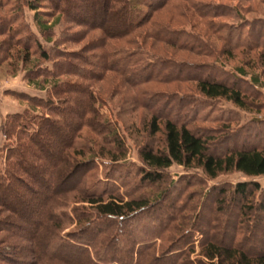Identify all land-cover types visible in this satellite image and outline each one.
Wrapping results in <instances>:
<instances>
[{
	"label": "rangeland",
	"instance_id": "1",
	"mask_svg": "<svg viewBox=\"0 0 264 264\" xmlns=\"http://www.w3.org/2000/svg\"><path fill=\"white\" fill-rule=\"evenodd\" d=\"M26 1L29 0H0V126L9 123L8 115L19 114L26 109L29 115L43 113L41 108L31 109L28 106L25 94L43 99L51 97L53 100L71 96L75 103L64 105V122L60 124V129L57 132L49 129L50 135L56 132V138L52 139L51 144L45 141V149L56 152L61 141H66L67 132L72 130L71 125L80 120L84 122L75 127L77 130L73 135L76 149H82L84 154L76 159L83 160L92 155L93 163L89 170H82L85 171L83 174L77 167L71 170L72 176L68 183H75L69 187L82 191V184H78L80 179L91 185L100 180L105 183L108 193L124 200L127 197H142L149 208L125 220L104 219L93 213L90 204L75 201L70 193L65 196L68 199L66 210L71 218L70 222L64 220L53 228L46 223L45 226L51 229L45 231L44 226L37 236L36 250L38 248L44 253L50 232L60 235L61 244L50 242L47 248L55 253V261H34L33 246L31 248L28 242L16 238L1 246L3 255L13 261H27L31 264H216L199 254L201 241L238 245L239 249L248 254L260 250L261 243L264 244V217L256 209H251L245 216L241 215L232 186L236 182L252 179L264 187V176L248 178L240 172L230 171L213 179H206L199 169H184L172 164L165 169L164 178L160 182L139 184L138 167L143 164L137 156V150L142 144H150L153 148L163 145L161 121L159 132L152 135L148 133V120L154 110L170 118L185 119L190 127L208 129L214 136L225 132H217L221 129L239 130L240 134L231 139V142L237 144L243 141L245 135L250 143H263L264 135L261 133L264 126L263 129L248 131V134L241 132L239 128L247 126L251 118L264 119V91L259 90L255 96L248 94V100L255 105L242 110L222 98L204 99L195 93L192 81H148L133 85L126 79V74L101 72L97 67L93 69L94 75L89 79L75 74L52 76L47 71L51 68L50 61L39 60L34 53V39L48 50L50 56L54 57L56 52L63 54V57L58 58L59 61L64 62L66 59L75 64L83 63L77 57L89 55L91 46L95 45L100 35L92 24L96 23L115 32L121 30L123 23L119 15L110 12L102 15L93 1L73 0V4L67 6L68 10L66 8L64 11L76 18V23L70 22V16L67 17L65 12H60L53 5L56 2L63 9L65 5L59 0H37L35 10L29 9L25 5ZM210 1L215 3L217 0ZM219 1L227 9L235 11L225 17L215 18L216 22L236 25L243 21L264 19V0ZM34 13H37L36 18H33ZM206 21L208 20L197 15L187 1L168 0L151 14L148 23L126 37L108 39L106 45L125 50L131 49L126 44L131 38H135L138 46L143 40L146 44L142 45V50L161 59L193 64L214 62V67L218 69L217 78L226 82H231L229 77L240 81L237 67L246 73L243 76L245 81H248L251 74L260 73L261 61L264 60V50L261 47L253 50L231 48L213 33ZM158 23L172 24L173 27L184 26L191 30L202 39L206 45L205 50L212 52L211 55H196L194 52L157 42L149 48L151 40H145L143 32ZM23 43L32 47L28 49L26 63L22 58ZM187 71L189 70L183 72ZM206 73L212 74L209 70ZM55 82H67L76 86L57 96L52 87ZM240 85L244 86L243 82ZM83 86H87L88 90L83 89ZM86 91H91L94 99L88 104ZM153 94L157 95L150 97ZM149 97L151 100H148ZM178 102L189 104L181 108L176 106ZM92 123H104L106 127L103 125L105 128L101 132H97L98 129L94 132L88 127ZM111 130L122 140L125 149L122 158L115 162L109 158L110 151L118 152ZM8 145H15V136L9 135L7 138L0 131V168L3 167ZM87 149L93 153L90 154ZM68 152L71 153L72 148ZM31 153L36 155L35 160L42 156V151L37 147H33ZM45 157L51 163V158ZM24 159L33 161L34 157L29 154ZM71 165L72 162L63 165V168L70 169ZM32 173L34 183L41 189L39 195H32V201L26 203H21L17 197L14 204L20 211L19 222L29 232L35 223V213H45V209L40 206L45 193L42 178L44 170L42 173ZM56 177L59 178V174H54V178ZM101 186L99 183L95 189ZM54 199L58 201L63 198L54 196ZM6 215L8 213L5 211L0 213V217H7ZM1 263L7 264L5 261Z\"/></svg>",
	"mask_w": 264,
	"mask_h": 264
},
{
	"label": "trees",
	"instance_id": "2",
	"mask_svg": "<svg viewBox=\"0 0 264 264\" xmlns=\"http://www.w3.org/2000/svg\"><path fill=\"white\" fill-rule=\"evenodd\" d=\"M59 1L65 5L63 9L56 2L53 5L57 9H60L59 11L62 13L65 12L66 8L68 10L67 6H70L74 2L73 0ZM83 1H93L98 5L99 12L102 15H106L109 12L110 14L119 15L121 23H123L121 25L122 28L121 30L111 32L110 29H104L96 23L92 24L95 29L99 30L100 35H98L95 45L91 46V53L89 55L77 57L83 63L76 64L66 59L64 62L59 61L58 58L63 57V54L56 52V55L52 57L49 55L48 50L35 39L31 40L34 43L33 50L36 53L37 59L50 61L51 68L47 69V71L52 76L75 74L89 79L93 77V69L97 67L101 72L112 71L116 74H126V79H129H127L129 83H134L133 85L148 81H192L195 93L204 99L222 98L242 110H248L255 105H253L252 101L248 100V94L255 96L259 90L264 91V60L261 61L260 73L251 74L248 81L243 79V76L246 74L244 70L237 67L236 72L239 75L240 81H234L229 77L231 82H226L217 78L218 69L214 67V62L211 64H193L174 62L166 58L161 59L155 57L152 53L142 50V45L146 44V41L143 40L140 46L136 44L135 38L128 40L126 44L130 45L131 49L117 50L107 47L106 41L108 39L126 37L135 29L148 23L151 14L161 8L168 0ZM183 1H187L199 17L208 20L206 21L207 26L209 25L208 27L213 30V33L231 48L243 47L253 50L261 47L264 50V19L243 21L236 25L227 24L223 21L216 22L214 21L215 18L225 17L228 13H232L235 10L227 9L219 0L215 3L210 0ZM37 4V0H29L25 3L31 10H35ZM16 12L17 10H15ZM64 14L67 17L70 16V18L68 17L70 22H77L74 20L76 18L72 15L66 12ZM234 14L236 15V13ZM36 15L37 13H34L33 18H36ZM181 16H183L182 13ZM37 20L40 22V19ZM143 33L145 40H151L149 48L153 43L157 42L170 45L173 48L183 49L187 52H194L196 55L204 54L209 57L212 53L205 50L206 45L198 35L184 26L173 27L172 24L165 25L164 23H158L154 26H149ZM21 46L22 58L24 59V63H26L29 55L28 49L31 46L26 43H23ZM148 51L150 52L151 50L148 49ZM186 69L189 71L183 72ZM41 70L44 69L42 68ZM208 70L211 71V75L206 73ZM240 82H243L244 86L240 85ZM77 85L82 87L79 84ZM74 86L76 85H70L67 82H55L52 85L54 94L57 96L59 93L68 92L67 89ZM84 88L88 90L87 86H83ZM86 92V104L93 102L94 99L91 91ZM156 95L153 94L150 97H155ZM25 96L24 99L31 109L41 108L43 113L41 115H29L26 109L22 113L8 115L9 123L0 126V131L3 132L4 136H7V138H9V135L15 136V145L7 146L5 161L3 167L0 168V213L4 211L8 213L7 217H0V264L4 261L7 264H31L27 261H13L3 255L1 246L6 244L8 240H12V238L25 240L31 248L33 246L32 256L34 261H55L53 257L55 253L47 250V248L50 242L60 245L62 242V238L59 237L60 235L56 232H50L44 253H41L42 251L38 248L36 250L35 246L38 245L37 236L41 233L40 231L46 223L53 228L54 225L57 226L64 222V220L68 223L70 222L71 218L66 210L68 199H66L67 197L65 198L70 193L73 194L71 197L75 198V201L90 204L94 210L93 213L104 219L117 218L118 220H125L149 208L142 197H127L124 200L120 196L108 193L105 183L100 180L91 185L88 181L86 183V180L82 182L80 179L78 184H82V191L70 188L69 186L72 187L75 183L73 181L72 183H68L74 168L77 167L82 172L85 169L89 170L93 163L92 155L83 160L76 159L77 156L81 157L84 154L82 149H76L73 135H75L74 132L77 130L75 127L84 124V122L80 120L71 125L72 130L67 132L66 141H64L65 139L61 141L60 148L56 152H48L45 149V141H49V144H51L52 139L56 138L55 134L58 128L60 129L59 126L63 121V111L66 108L64 105L73 104L75 101L71 96L57 100H53L51 97L43 99L26 94ZM148 100H151V98ZM188 104H180L178 102L176 106L182 108ZM89 108H91V105H89ZM160 121L162 122V130L159 127ZM103 125L105 126L104 123L97 125L92 123L88 127L94 132H96V129H98L97 132H101V129L106 127H103ZM262 126H264V119L251 118L247 126L239 129H241V132L248 134V131L262 128ZM51 128L56 132L50 135L48 132ZM147 128L148 133L151 135L161 130L163 145L160 148H153L150 144H142L137 150V156L143 164V166L138 167L137 183L139 184L160 182L164 178L165 169L172 164L179 165L184 169H199L206 179H213L219 174L230 171L240 172L248 178L264 176V141L263 143H250L247 140V135H245L240 144L231 142V139L235 135L238 136L240 134L239 130L228 131L227 129H221L217 132H225L221 133L222 135L214 136L208 129L190 127L185 119L170 118L155 110L150 115ZM244 128L245 130H242ZM261 134L264 135V129ZM111 135L118 152L110 151L109 158L115 162L122 158L125 149L122 140L118 138L116 132L111 130ZM33 147H37L42 151V156L40 158L37 157L36 160V155H33V152L31 153ZM71 148L72 152L67 153V150ZM87 152L93 153L90 149H87ZM29 154L34 157L33 161L24 159V156ZM45 156L51 158V163L47 162ZM70 162H72L70 169L69 167L64 169L63 165ZM43 170L42 178L45 193L41 198L40 206L45 209V213H35V223L29 232L19 222L20 216L18 215H20V211L15 208L14 204H16L15 200L17 197L21 203H26L32 201V195H39L41 189H39L38 184L34 183L32 172L42 173ZM56 173L59 174V178H54V174ZM99 183L102 186L95 189V186H98ZM232 193L238 201L241 215L245 216L251 209H256L264 217V187L260 186L257 181L247 179L236 182L232 186ZM255 195L257 198H255ZM54 196H60L63 199L55 201ZM44 228L45 231L51 229L48 226ZM199 254L208 261H215L216 264H264L263 243H261L260 250L248 254L244 250L239 249L238 245H223L222 243H214L210 240L201 241Z\"/></svg>",
	"mask_w": 264,
	"mask_h": 264
}]
</instances>
